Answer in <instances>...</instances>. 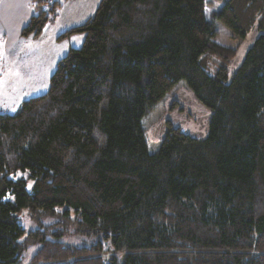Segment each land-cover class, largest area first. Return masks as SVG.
<instances>
[{
    "label": "trees",
    "instance_id": "trees-1",
    "mask_svg": "<svg viewBox=\"0 0 264 264\" xmlns=\"http://www.w3.org/2000/svg\"><path fill=\"white\" fill-rule=\"evenodd\" d=\"M33 1L22 36L68 0ZM222 2L213 15L232 32L263 30L233 75L237 49L216 41L206 0H101L63 34L86 37L49 90L0 113V264L38 243L33 264H264V0ZM182 87L212 110L208 137L170 124L151 141ZM63 206L108 253L19 222L24 208L39 222Z\"/></svg>",
    "mask_w": 264,
    "mask_h": 264
},
{
    "label": "rangeland",
    "instance_id": "rangeland-1",
    "mask_svg": "<svg viewBox=\"0 0 264 264\" xmlns=\"http://www.w3.org/2000/svg\"><path fill=\"white\" fill-rule=\"evenodd\" d=\"M100 2L101 0H68L59 8L56 18L46 24L41 35L21 36L22 41L15 43L14 48L9 52L0 46V113L14 114L25 100L49 90L51 77L59 61L68 55L71 49L81 48L86 37L82 32L68 36L63 34L92 17ZM206 2V16L215 25L216 41L237 49V55L232 59L229 67V73L233 75L242 65L247 52L263 30L255 25L245 36L237 35L213 15L224 2L222 0H206ZM31 5L34 15L36 13L34 1H31ZM211 118L212 110L204 105L193 91L182 87L168 99L166 112L149 127L148 137L151 141L163 140L171 124L195 138L205 139L210 133ZM25 175L27 174L20 172L15 178ZM32 185L33 181L29 179V190ZM66 208V206L58 207V213L61 215L45 217L39 222L33 221L28 210L24 208L19 215V222L26 234L48 227L53 232L49 235L50 239L77 247H90L102 242L108 253L112 246L103 235L90 230L81 231L74 222L66 223L64 216ZM71 216L75 219L73 211ZM40 247V243L30 245L23 252L19 264H33L32 258Z\"/></svg>",
    "mask_w": 264,
    "mask_h": 264
},
{
    "label": "crops",
    "instance_id": "crops-1",
    "mask_svg": "<svg viewBox=\"0 0 264 264\" xmlns=\"http://www.w3.org/2000/svg\"><path fill=\"white\" fill-rule=\"evenodd\" d=\"M33 0H0V46L6 52L20 42L21 32L29 22Z\"/></svg>",
    "mask_w": 264,
    "mask_h": 264
}]
</instances>
